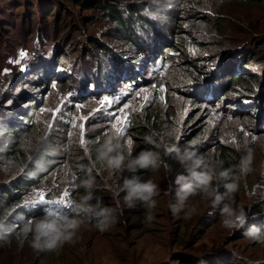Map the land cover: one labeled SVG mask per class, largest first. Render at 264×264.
I'll list each match as a JSON object with an SVG mask.
<instances>
[{
  "label": "rangeland",
  "instance_id": "1",
  "mask_svg": "<svg viewBox=\"0 0 264 264\" xmlns=\"http://www.w3.org/2000/svg\"><path fill=\"white\" fill-rule=\"evenodd\" d=\"M109 1L0 0L1 120L17 123L21 113L31 112L35 126L25 133L19 148L30 156L37 147L50 144L54 164L46 180L28 190L25 201L43 193L47 199L70 203V207L49 204L26 211L73 213L82 221L72 243L38 250L33 247V234L24 231L28 221L21 220V231L12 240L0 242V264H264V240L244 235L252 225L264 226V123L258 113L246 110L254 100L239 104L236 97L240 90L260 97L259 90L264 89V0L257 5L168 0L165 6L162 0H118L125 19L126 6L146 2L161 6L167 14L162 19L157 16L166 31L177 29L170 26V15L180 19L181 30L175 35L185 44L182 51H169L172 62L162 70L159 66L147 69L135 84L108 79L116 68L114 58L134 51L127 41L117 38L112 24L102 16L101 11L107 10L101 5ZM192 16L198 19L189 22ZM218 26L225 37L217 34ZM153 42L154 51L160 53ZM21 52L26 53L23 59ZM240 55L252 66L242 67ZM209 56L215 62L226 59L219 66L217 82L222 72L228 79L232 66L234 73L243 75L235 91L228 89L226 81H220L217 92L212 87L213 100L208 89H204L205 99L195 97V91L203 87L194 83V77L201 76L207 66L196 68L197 72L192 62ZM120 70L126 73V67ZM133 73L140 71L133 69ZM105 98L112 103L102 109ZM32 99L41 105L36 110L22 101ZM120 109L129 115L123 137L110 127L107 115ZM6 110H12L9 116ZM81 117L86 118L83 146L78 127ZM109 136L121 144L125 155L129 141L132 156L143 150L158 154V167L141 174L158 186L154 208L125 203L123 183L132 173L126 166L110 169L99 158ZM186 149L199 158L196 170L210 177V190L223 193L225 182L236 185L232 204L246 216L242 227H223L220 207L200 190L188 198L184 210L173 215L169 204L177 203L176 176L188 175L192 166V160L182 164L177 158V150ZM249 156V170L241 172L240 161ZM0 162L1 183L17 174L19 164L17 160L16 164ZM225 168L230 173L228 181L221 178ZM88 179L93 181L91 189L84 186ZM85 197L90 199L84 201ZM81 204L114 210L115 223L99 231L95 218L89 221L75 213L83 212L77 208Z\"/></svg>",
  "mask_w": 264,
  "mask_h": 264
},
{
  "label": "trees",
  "instance_id": "2",
  "mask_svg": "<svg viewBox=\"0 0 264 264\" xmlns=\"http://www.w3.org/2000/svg\"><path fill=\"white\" fill-rule=\"evenodd\" d=\"M219 1L223 3H232L234 1H238L246 5H257L260 4L262 0ZM160 4L164 6L168 5L169 1L162 0ZM103 7H105L107 11H101V14L104 18H107L108 23L112 24L117 38L127 41L128 47L134 50L133 53L129 51L125 53L122 52L119 54V58H114L113 62L116 63V68L114 69L111 76L108 77V79H114V81L122 83H138V79L141 78L143 73H146L147 69H151L153 71L155 66H159L158 70H162L163 67L168 64V62H172L174 56L168 54L169 51L179 52L184 48L185 44L182 42V40H177L175 35L177 31L181 30L178 25L180 19L170 15V26H176L177 29L174 30V27L166 31V29L163 27V23L160 22L161 20L157 19V16H160L162 19L164 15H167L163 12L161 6L147 2L138 4L136 6L128 5L125 7L128 16L126 19L118 10L119 7H122L121 4L118 3V0H111V2H107V4H104V6L101 5V9ZM196 19L198 18L192 16L189 22H192V20ZM135 22L138 24H135ZM218 31L219 33L217 34L223 36L224 30L220 26H218ZM153 41H156L157 50H161L158 54L156 53L157 51H154ZM96 47L97 46H95L94 49H96ZM193 51L197 53L199 50L194 49ZM238 58L242 63V67L244 66V68H246L252 66L249 63V59H247L245 56L243 57V55H240ZM225 61L226 59L223 62ZM243 61L248 62V64L243 65ZM223 62H215L211 56L207 58L198 57L197 60L192 62L195 69L199 68L200 70V66H207L206 68L202 69V73L200 72L201 74L199 75L201 76L194 77V83L197 85H202L203 87L202 90L195 91L198 95L195 96L196 98L205 99L204 97L206 96L207 92H205L204 89H208V92H210V89L216 86L214 89L216 90L215 92H217L220 81H226V83H228V89H234V91L236 90V87L238 88V86L241 85L240 82L243 81V75L234 73L233 66L228 68L231 72L228 74V79L223 78L224 74L222 72V75L219 76L221 77L219 82L216 81V79H218L217 75H219V66L225 65ZM121 67H126V73L121 72ZM133 69L139 70L140 73L134 74ZM211 70L213 71V74L210 72ZM107 71L110 73V70ZM48 83L50 82H43L42 85L47 86ZM106 84L107 82L103 84V88ZM259 91L262 92L260 97H258V94L253 96L250 91L244 93L242 90H240V94L237 93L238 95L236 97L238 98L237 102L239 104H242L241 102H251V100H254L250 108L247 105L243 106V108L245 107L244 109H246L248 107L246 109L248 110V113L252 112L256 115L259 114L263 118L262 123H264V89H260ZM107 93H109V91H107ZM209 98H212L213 100L214 94L212 95L210 92ZM22 101L27 103V106L33 110H36L41 106L36 99ZM11 112L12 110H6L5 115L8 113L7 116H9ZM20 115L21 118L17 121V123H14L12 120L7 123L6 120L8 119L1 120L2 118L0 115V161H8L9 164H16L17 160L19 164L17 174H11L7 181L0 183V242L12 240L14 233L21 231V226L19 225L21 220L26 222L32 218H40L46 214L42 212V209L34 210L32 211L33 213H29L26 211V208L19 206L25 203L28 190L35 188L44 180H46L54 166L52 159L50 158V144H43L40 147H37L35 150H33V154H31L32 156H26L24 153H22L19 148V144L22 138L25 137V133H28V131L34 128L35 123L33 122L31 112L27 111L25 113H21ZM7 138L9 139V142H6ZM92 148L95 152L98 151L95 144L92 145ZM222 151L224 152L223 149H221V152ZM144 171L145 169H139L137 170L136 174L141 176ZM225 171L229 173L228 168H225ZM81 172L83 173L84 171ZM75 213L83 217L85 216L89 221L94 219L93 216L86 215L80 211H76ZM69 216H73V213H69ZM9 228H13V230L8 232ZM262 229L264 230V226H262Z\"/></svg>",
  "mask_w": 264,
  "mask_h": 264
},
{
  "label": "clouds",
  "instance_id": "3",
  "mask_svg": "<svg viewBox=\"0 0 264 264\" xmlns=\"http://www.w3.org/2000/svg\"><path fill=\"white\" fill-rule=\"evenodd\" d=\"M149 142H151L150 139ZM132 150V143L128 142L127 155H125L121 144L114 142V138L109 136L99 150V158L105 160L110 169H120L122 166H126L127 171L132 173L131 177L126 178L123 183L124 199L128 207H134L137 203H140L142 206L152 209L155 207L153 198L158 195V186L151 180L142 179L136 173L139 169L158 167V154L151 150H143L132 156ZM177 158L182 164L192 160V166L187 169L188 175L178 174L176 176L175 185L179 189L176 193L177 203L169 204L173 215H178L184 210L188 198L196 194L197 190H200L208 194L209 197L214 198V203L220 207L223 227L227 229L242 227L246 223V216L242 210L235 208L232 204V193L236 191V185L225 182L223 193L210 190V177L196 170L200 168V161L195 153L189 152L187 149L182 153L177 150ZM125 161H127L126 165ZM249 163L250 156L241 159V172L249 170ZM221 178L228 181L229 173L227 171L222 172ZM92 185L93 181L91 179L84 181V186L87 189H91ZM88 199L90 197H85L84 201ZM77 208L93 216L96 219L95 227L101 232L108 230L115 223L116 216L112 209L103 207L87 208L83 204L77 205ZM151 218V215H149L148 219ZM81 224L82 221L75 216L46 213L40 218L30 219L24 231L33 234V247L35 249L54 250L64 243H72ZM244 235L250 240H264V230L256 225L248 228Z\"/></svg>",
  "mask_w": 264,
  "mask_h": 264
},
{
  "label": "snow or ice",
  "instance_id": "4",
  "mask_svg": "<svg viewBox=\"0 0 264 264\" xmlns=\"http://www.w3.org/2000/svg\"><path fill=\"white\" fill-rule=\"evenodd\" d=\"M25 55H26V53L21 52L20 59H23L25 57ZM16 62L18 63L19 61H16ZM143 99L147 100L148 97L144 96ZM111 103H112L111 100H107V98H105V101L102 102V109L104 107H107ZM124 107L127 108L128 105H125ZM120 113H123V115H121ZM107 115L109 117H111V121H115V123H112L110 121V127L115 129L118 137H123L124 132H125V128H126L128 121H129V115L126 112H124V109H120L119 113L109 112V113H107ZM80 120H81V123L78 125V127L80 129V135H81L80 143L83 146L85 144V139H84L85 127H84V125H85L86 118L81 117ZM73 127H77V125L73 124ZM129 142H131V141H129ZM49 204H56V205H61V206H65V207H70V203L65 204V201L62 199L61 200H55V201L47 199L43 193L39 194L38 199H30L28 201H25V203L19 207L37 208L39 206L49 205Z\"/></svg>",
  "mask_w": 264,
  "mask_h": 264
}]
</instances>
